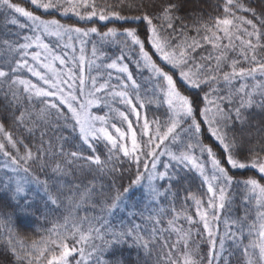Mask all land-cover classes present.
<instances>
[{"label": "snow or ice", "instance_id": "1", "mask_svg": "<svg viewBox=\"0 0 264 264\" xmlns=\"http://www.w3.org/2000/svg\"><path fill=\"white\" fill-rule=\"evenodd\" d=\"M186 2L29 0L44 15L106 22L78 27L54 17L46 19L12 0H0V8L28 21L19 24L12 19L23 33H16L13 40L0 39V96L6 100L0 108V170L11 173L0 187L16 201L14 207L25 211L33 207L32 186L47 197L46 206L57 205L49 179L58 184L68 166L117 173L128 164L135 167V179L111 203L103 201L100 211L112 216L135 186H142L149 206L145 210L151 213L147 220L152 224L151 228L139 223L125 227L121 221L123 230H115L101 215L93 217L99 226L89 222L84 229L87 217L77 221L70 211L48 236L26 242L8 227L11 217L5 219L0 213V234H5L14 264H85L90 259L93 264H108L102 260L106 250L128 239L148 254L159 245L158 260L163 264H204L199 251L189 247L194 224H201L208 237L207 264H218L226 249L223 238L217 246L215 222L231 206L233 185L245 192L244 214L230 225L225 221V235L241 250L245 264H264V143L253 142L255 134L246 131L253 125L245 114L254 105L264 108V0H223L222 4L207 0L216 14L209 12L205 20L203 9L200 14L190 13L195 21L191 26L178 15ZM118 22L135 26L108 27ZM93 36L101 44L118 46L119 54L108 57L110 63H97L101 57ZM89 44L91 59L86 55ZM129 65L140 74V83ZM154 103L165 108L164 119L149 118L147 108ZM5 119L29 135L38 124L44 125L35 151L23 138H14ZM48 128L61 133L55 151L51 140L43 139ZM260 132L264 126H257ZM100 145L106 149L105 159L97 152ZM85 149L91 154L85 155ZM54 156L62 157L63 165H50ZM32 165L42 173L50 168V176L41 180ZM230 169L255 170L259 179L237 180ZM192 173L206 190L205 196H199L184 189L188 192L184 203L191 200L195 217L175 207L178 192ZM159 181L165 184L158 186ZM93 189L94 185L86 188L78 201L69 197L70 208L79 209ZM161 199L168 201L167 208L160 205ZM167 211L172 218L163 227ZM181 219L188 229L179 223ZM86 247L91 249L87 254ZM74 253L80 259H70Z\"/></svg>", "mask_w": 264, "mask_h": 264}, {"label": "trees", "instance_id": "2", "mask_svg": "<svg viewBox=\"0 0 264 264\" xmlns=\"http://www.w3.org/2000/svg\"><path fill=\"white\" fill-rule=\"evenodd\" d=\"M13 3H17L22 7H25L28 10L36 12L38 15H44L42 10L37 11V9L29 3V0H12ZM223 3V0H212V3ZM256 6V5H252ZM203 11V19H208V13L213 12V8L207 2V0H187L183 5V10H181L178 15L184 18V23L189 24L190 26L195 23L190 13L200 14L201 10ZM14 17V11L7 8H0V39L12 40L14 38V28L15 25L11 23V20ZM56 18L61 19V23L72 24L78 27H99L100 24L106 22H100L98 24L86 23L78 21V18L75 16L61 18L58 14L52 13V15H44V18ZM251 18V17H249ZM128 27L135 25H125L123 22L118 23H108V27ZM102 31L106 29H101ZM189 35H195L194 31H189ZM99 47V45H97ZM119 51V48L115 50H110V52L115 53ZM199 51V50H198ZM114 57L116 55L113 54ZM163 66V65H161ZM133 71L134 77L137 78V82H141L140 74L135 70L134 66L129 65ZM168 70L167 68L165 69ZM144 76H147V73H144ZM251 83V81H249ZM143 87V86H142ZM183 90V89H182ZM207 91V89H205ZM6 103V100L3 96H0V108ZM149 118L158 117L164 119L165 108L163 106H157L155 103L148 106L147 108ZM18 114V113H17ZM246 115H250V123L253 125L251 128L246 129V131H251L255 135L253 137V142L260 140V143H264V139H260L261 136H264V132L257 133V126H264V108L253 106ZM2 118V116H0ZM4 124L6 129L12 131L14 138L20 137L24 139V142L28 144L29 147L33 148L35 151V145L40 143V133L44 130V125L38 124L34 129L33 133L29 135L22 127L14 125L11 119H5ZM32 125H29L31 127ZM60 132H55L52 128L47 129V134L43 137L45 141L51 140L53 145V151L56 150V147L59 143L57 137L60 136ZM64 135H68L67 132ZM206 143L210 142L206 139ZM11 150V149H9ZM66 151L68 148L66 147ZM71 150L75 151V148ZM21 154L24 152V148L20 147ZM97 152L100 154L102 159L106 158V149L103 145L97 147ZM15 155V152H13ZM85 155H90L91 153L85 149ZM3 160L0 158V163ZM56 162H60L63 165V158L60 156H54L49 160L50 165H54ZM77 164H84L83 161H77ZM34 173L40 177L41 180L46 179L50 176V168L46 169L43 173L35 165H32ZM67 175L63 176L60 182L56 185L52 184V181L49 179L50 190L54 197L57 198V205H51L50 202L46 206L44 201L47 199L44 196L43 192H40L38 188L32 186V195L30 199L33 201V207L25 211L14 207L16 201L11 198V194L0 187V213L5 214V219L8 216L11 217V220L8 223V227L12 229L16 237L23 238L26 242H31L32 240L39 241L41 237H46L49 235V230L52 229L53 225H60L64 223V217L69 215V212L72 211L75 214L77 221H80L81 218L87 217V221L83 223L84 229L89 227V222L93 226H99V222L93 220V217H99L103 215L106 219L109 220L111 225L115 230H123L121 228V221L125 227H131L132 223H139L145 228H151L152 224L147 220V217L151 214L149 211H146L147 197L143 192L142 186H135L127 196L126 203L123 207L117 209L112 216H108L107 213H102L100 208L102 207V202L107 201L111 203L112 198L115 197L117 192H123V190L132 183L135 179V167L125 164L120 172L113 173L107 170L101 171L96 167L91 169L78 168L74 166H68L66 168ZM230 174L234 176L237 180H244L248 177L255 176L259 179L255 170L243 169V170H232L230 169ZM6 175H11L10 171L7 169L0 170V184L3 183V178ZM264 183V180L261 181ZM164 181H160L159 185H164ZM90 185H94L93 192L89 199H87L79 209L70 208L68 203V198L71 197L73 201H78L80 194L84 192L86 188ZM166 186V185H165ZM187 188L188 191L195 193L199 196H205V188L201 187V182L199 177L192 173L189 174L187 180L181 186L178 196L175 201V207L177 211H180L182 208L185 209L188 215L194 216L195 206L188 200L187 203H184V198L188 195L184 189ZM173 190H176V186H173ZM38 193V195H36ZM232 196L231 206H226V208L220 213V220L216 222L219 229L216 236L217 246H219V241L221 238L225 240V249L220 258L218 264H245V257L243 256L241 250L234 246L233 242L228 239L225 235L226 233V224L225 221L230 225L233 220L238 219L244 214V205L242 204V199L245 195V192L241 186L233 185V188L230 192ZM160 205L167 208L168 201L161 199ZM151 207H155L152 205ZM133 213V215H129ZM143 213V218L141 217ZM172 218V212L167 211L166 214L162 217V226L167 227V220ZM252 217L249 216V219ZM185 229H188L189 224L181 219L179 221ZM192 237L189 247L192 249H197L200 253V256L204 258V264H207V253L209 251V242L206 231L203 229L201 224L191 225ZM235 229L233 228V231ZM165 238H168L167 236ZM175 239L174 235L171 237ZM106 239H108L106 237ZM15 243V240H14ZM71 244L72 241H69ZM95 243L101 245L103 244L100 240H95ZM247 238L244 240V244H247ZM91 249L86 247L85 253L89 252ZM19 251V248H18ZM232 253L229 255V253ZM159 245L156 248L152 249L151 254L146 253L142 248L137 247L131 239H128L126 243L112 245L109 247L102 260L107 261L108 264H163L162 261L158 260L159 256ZM175 255V254H173ZM14 256L12 255L7 241L5 239V234H0V264H14ZM73 261L80 259L79 254L74 253L73 257L70 258ZM94 259V257H93ZM85 264H93V261L90 259L85 262Z\"/></svg>", "mask_w": 264, "mask_h": 264}, {"label": "rangeland", "instance_id": "3", "mask_svg": "<svg viewBox=\"0 0 264 264\" xmlns=\"http://www.w3.org/2000/svg\"><path fill=\"white\" fill-rule=\"evenodd\" d=\"M13 19H16V20L18 21L19 24L28 23V21L26 20V18L21 17V16H20L19 14H17V13H14V17H13ZM14 25H15V28H14V34H13L14 38H13V39H16L15 34L18 33V32L23 33L24 30H21V29L18 27V24H14ZM13 39H12V40H13ZM91 39H92V41H94V42L96 43V47H97V45H99V47H97V50H98V51H97V55L100 56L101 58H100L99 60H97V63H103V64L110 63V60L108 59V57H111L112 59H114L115 57L113 56V54L116 55V56L119 54V51H115V53L110 52V50H115L116 48H118V46H116V45H114V44H101V43L97 40V38H96L95 36H93ZM91 47H92L91 44L87 45V47H86V55H87L90 59L92 58V57H91ZM101 54H103V55H101ZM93 74H95V73H93ZM113 75H114V76L116 75V73H115L114 70H113ZM112 82H113V83H116L115 80H113ZM117 106L119 107V105H117ZM122 110H123V109H122ZM104 111L106 112L107 109L105 108ZM97 114H99V115H103L104 112H99V113H97ZM118 126H120V125H118ZM173 150H174V151L176 150L175 147H173ZM166 159H167L166 157H161V160H162V161H164V160H166ZM161 170H162V169H161ZM159 182H160V181H159ZM159 182H158V183H159ZM145 183H146V182H145ZM142 189H143V192H144L145 195H146L145 187H142ZM215 224H216V222H215ZM216 226H217V224H216Z\"/></svg>", "mask_w": 264, "mask_h": 264}]
</instances>
